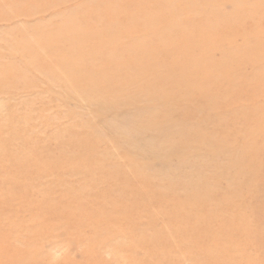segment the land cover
Masks as SVG:
<instances>
[{"label": "bare ground", "instance_id": "obj_1", "mask_svg": "<svg viewBox=\"0 0 264 264\" xmlns=\"http://www.w3.org/2000/svg\"><path fill=\"white\" fill-rule=\"evenodd\" d=\"M257 2L98 0L35 42L27 66L42 70L52 99L80 95L115 120L125 113L112 129L132 148L122 165L109 152L100 156L103 139L84 132L92 120L82 116L61 129L53 152L36 145L41 137L21 119L0 121V242L12 245L15 264H264V12ZM57 38L65 46H55ZM148 130L161 139L148 152L184 162L185 175L145 172L135 146ZM93 159L97 166L87 169ZM48 175L54 179L44 181ZM52 237L89 247L78 259L45 261Z\"/></svg>", "mask_w": 264, "mask_h": 264}, {"label": "rangeland", "instance_id": "obj_2", "mask_svg": "<svg viewBox=\"0 0 264 264\" xmlns=\"http://www.w3.org/2000/svg\"><path fill=\"white\" fill-rule=\"evenodd\" d=\"M34 1L35 0H0V121L3 122L5 119V121L8 120L10 123L15 124L21 119L25 124L30 126V129L27 131L28 134L35 135L37 140L41 137L38 140L39 143L37 142L36 145L41 146L44 150L49 149L50 152H53L55 146L59 147L62 144L63 139L58 136L61 135V129L63 127L68 129L69 122H77L81 116L83 119L89 118L92 120V127L86 126L83 130L89 137H94V135L97 134L98 137L103 139L101 140L102 142L97 145V151L100 153L99 155L101 156L102 153L109 152L110 155L117 159V163L119 162L118 164L122 165L121 161L124 160L125 153L128 152L127 148L131 149L132 147H130L131 144L127 145L125 142L123 132L113 130L112 128L118 124L125 123V113L119 114L118 119L115 120L111 112H98L97 107L94 105L87 106L83 96L80 95L68 98V100H64L65 102L63 99H52V90H47L45 86L46 83L43 80L44 74L42 70H34L27 66V62L35 58L34 52L38 49L36 47H39L35 43L37 40H41L40 44H42L43 40L47 37V33L50 34L52 31L57 30L62 22H67V20L70 19L73 22V19L78 13L77 11H81V9L84 12L92 10V8H94V2L98 0H69L64 3L62 7L58 8H54L55 6L47 7L46 3H48V0ZM255 6L258 8L259 13L263 15L264 0H260L259 4L257 2ZM66 9L68 11H66ZM228 9L230 8L226 5V10ZM68 12L70 13L68 14ZM105 20L106 23L109 22L108 19ZM64 40V38H57L54 45L63 47L65 46ZM238 41L240 42L239 39ZM27 47L31 48L30 54H25L23 52V49ZM42 55L47 61L50 58L46 53L45 55L44 53ZM70 59L76 61L78 55L70 54ZM70 84L71 80L67 79L62 86H70ZM52 88L55 92H58L59 94L61 93L62 98H64L65 94L63 93V88L61 86H53ZM114 88H117V86L115 85ZM63 112H73L75 114H70V118L65 114L61 115ZM60 118H62V120ZM52 119L56 123H60L61 126L57 128L52 126V124H49L48 121L51 123ZM113 135L115 139H118V142L111 139ZM43 137L48 141H45ZM160 141L161 139L157 132L148 130L144 134V140L135 146L136 150H142L141 152L145 154L144 158L147 160L145 172L148 174L158 173L159 175L166 172L167 175H170V178H180L185 175L189 169L184 162H179L178 160L164 162L148 152L151 146L158 145ZM94 143L95 141L92 142L93 146ZM47 145L51 148L47 147ZM99 155L95 158H100ZM174 155L175 156H171L172 159L179 156L177 153ZM118 158L120 159L119 161ZM97 163L98 162L93 159L86 167L87 169L94 168L97 166ZM62 171L64 174H68L70 168L63 169ZM229 171V169H224L221 173L226 175L229 174ZM180 173L181 175H179ZM52 175L45 177L44 181L47 179L52 181L54 179V176ZM39 195H41V193L36 194V196ZM22 210L25 212V209ZM24 214L25 216H28V213L25 212ZM25 223L27 225L30 223L28 217H26ZM63 238L65 239L52 237L50 241H48L44 247L46 253L44 256L45 261L51 260L62 263L63 259H78L81 258V253H79V251H85L89 247L84 244L82 246V243L78 242L76 238ZM13 244L14 246L18 245L21 247V243L16 240ZM11 246L12 245L9 242H0V264H15L14 262L18 257L14 259L15 256L12 253L13 249H11ZM28 249L31 248L28 247ZM101 251L104 252L105 256L109 257V253L105 252L104 249ZM12 259L14 260L12 261Z\"/></svg>", "mask_w": 264, "mask_h": 264}]
</instances>
